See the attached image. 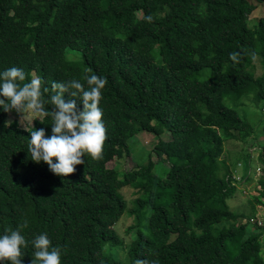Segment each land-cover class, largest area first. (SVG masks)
Returning <instances> with one entry per match:
<instances>
[{
	"label": "trees",
	"instance_id": "trees-1",
	"mask_svg": "<svg viewBox=\"0 0 264 264\" xmlns=\"http://www.w3.org/2000/svg\"><path fill=\"white\" fill-rule=\"evenodd\" d=\"M258 6L264 0H0V72L18 67L24 83L39 78L42 92L49 89L46 109L53 82L107 79L103 158L85 156L67 177L28 152V131L50 137L51 118L26 131L6 126L15 111L0 108V235L27 221L22 264H32L30 241L42 233L61 249V264H264V226L229 205L241 161L227 151L230 140L243 146L254 130L226 100L253 93L264 101V74L255 75L258 58L247 54L256 52L264 70V17L250 26ZM232 52L241 53L239 63ZM140 132L157 140L158 160L122 174L109 168L131 155ZM257 160L261 189L248 202L264 206V147ZM159 163L169 166L163 177ZM241 180L253 182L249 174ZM129 186L139 196L127 245L116 227Z\"/></svg>",
	"mask_w": 264,
	"mask_h": 264
},
{
	"label": "clouds",
	"instance_id": "clouds-1",
	"mask_svg": "<svg viewBox=\"0 0 264 264\" xmlns=\"http://www.w3.org/2000/svg\"><path fill=\"white\" fill-rule=\"evenodd\" d=\"M145 19L149 23L153 21L152 15ZM247 54L253 62L258 58L254 51ZM240 57L239 52L229 54L234 63H239ZM25 80L24 70L18 67L0 72V97H3L0 98V108L6 113L15 111L21 114V122L28 117L33 118L32 122L51 118L50 137L46 138L44 129L28 131L25 128L30 133L28 152L31 160L36 163L43 161L55 175L67 177L76 171L77 165L85 163V156H90L92 160L102 159L107 130L103 123V110L99 105L107 79L95 74L85 76L87 86L76 79L53 82V94L48 101L51 110L46 109L42 99L43 93L49 89L44 88L42 92V81L39 78H33L27 83H24ZM65 93L71 97L67 102L64 99ZM77 98L82 101V111L77 108ZM10 123L6 122V126ZM27 227L25 220L15 230L7 229L0 235V262L22 264L24 254L21 249L29 245L22 231ZM30 243L34 248L32 264H61V249L51 246L47 233L35 236ZM135 264H149V261L137 259Z\"/></svg>",
	"mask_w": 264,
	"mask_h": 264
},
{
	"label": "rangeland",
	"instance_id": "rangeland-1",
	"mask_svg": "<svg viewBox=\"0 0 264 264\" xmlns=\"http://www.w3.org/2000/svg\"><path fill=\"white\" fill-rule=\"evenodd\" d=\"M258 7L259 8L250 17L251 27L258 24L259 20L264 17V6ZM259 59L260 58L258 57L256 63L257 74L254 72L257 77H260L264 74V70H262ZM205 76L206 75H204V77ZM226 104L230 107H233L238 112V114L252 126L254 130V134H252V136L247 139L248 143H243V146L240 143L232 142L233 140L229 141L227 151H230L233 156L236 153H240L237 156V159H240L241 161L240 166H238L236 170V177L239 179H237L239 181L237 184L240 185V187L237 186V189L239 188L240 193L238 192V195L235 199L229 200V205L231 211L234 214L241 216L243 215L245 219H257L259 220L260 225L264 226V206H252L249 205L248 202L249 195L258 196V190L261 189V186L258 184V180L260 176L263 175V172H259V170L257 171V158L259 157L260 153H262L264 147V101H256L255 95L252 93L245 96L240 101L226 100ZM21 119V114L15 112L9 115L8 122H17L21 128L29 129L34 126L35 121L41 120L37 119L32 122L33 118L28 117L21 122ZM155 142H157V140L154 139L153 135L147 134V132H140L130 141L131 155H127L125 153L122 158L115 159L114 161L110 162L108 167L114 168L122 174L126 168H134L136 164L144 165L145 163H148L149 159L157 161L158 156L152 151ZM252 146L253 148H251ZM247 154L251 155L250 159H248ZM235 161L238 160L235 159ZM168 170L169 166L166 167L164 163H159L156 165L155 173L164 172L163 174L159 175L160 177H163L165 172ZM247 174H249L253 179V182L249 184H246V181L241 180V177L247 176ZM122 194L127 200L128 211L118 223L116 231L123 238L125 244L129 245L130 236L127 235L126 232L128 228L135 223V216L131 213V211L135 207V200L138 198L139 194L137 189L131 186L124 188ZM123 254V257H126V253Z\"/></svg>",
	"mask_w": 264,
	"mask_h": 264
}]
</instances>
